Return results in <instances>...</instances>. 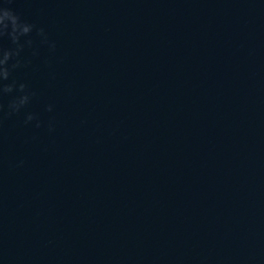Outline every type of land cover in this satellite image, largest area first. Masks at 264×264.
<instances>
[{
    "label": "water",
    "instance_id": "water-1",
    "mask_svg": "<svg viewBox=\"0 0 264 264\" xmlns=\"http://www.w3.org/2000/svg\"><path fill=\"white\" fill-rule=\"evenodd\" d=\"M0 6V264H264V0Z\"/></svg>",
    "mask_w": 264,
    "mask_h": 264
},
{
    "label": "clouds",
    "instance_id": "clouds-1",
    "mask_svg": "<svg viewBox=\"0 0 264 264\" xmlns=\"http://www.w3.org/2000/svg\"><path fill=\"white\" fill-rule=\"evenodd\" d=\"M9 27L11 29L10 32H8ZM33 27L34 25L21 22L19 16L14 14V12L9 8L0 6V36L8 34L10 35L13 43L19 44L20 37L28 35L32 31ZM40 34L43 35L42 29L40 30ZM13 55H19V48L16 52L0 50V95L12 93L16 88L14 83H2V81H6L9 78L10 71L8 67V61ZM18 63L19 62L12 65V67L18 66ZM18 89L21 93H23V95L16 97L9 103L8 108L10 113L19 112L20 109L27 105L30 100V94L25 91L26 86L24 84H20ZM33 119V115L29 114L26 117V122H30ZM37 127H39V124H37Z\"/></svg>",
    "mask_w": 264,
    "mask_h": 264
}]
</instances>
